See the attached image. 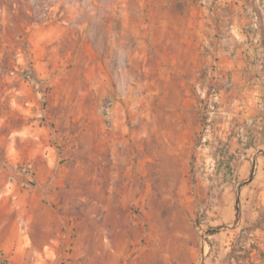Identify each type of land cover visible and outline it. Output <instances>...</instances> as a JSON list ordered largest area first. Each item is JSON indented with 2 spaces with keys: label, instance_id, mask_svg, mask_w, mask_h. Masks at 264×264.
<instances>
[{
  "label": "rangeland",
  "instance_id": "374dc122",
  "mask_svg": "<svg viewBox=\"0 0 264 264\" xmlns=\"http://www.w3.org/2000/svg\"><path fill=\"white\" fill-rule=\"evenodd\" d=\"M145 5L0 0V264L215 262L245 123L213 68L168 80Z\"/></svg>",
  "mask_w": 264,
  "mask_h": 264
},
{
  "label": "crops",
  "instance_id": "0c3cea01",
  "mask_svg": "<svg viewBox=\"0 0 264 264\" xmlns=\"http://www.w3.org/2000/svg\"><path fill=\"white\" fill-rule=\"evenodd\" d=\"M143 3L148 18L157 22L150 29L153 37L162 40L161 31L167 33L168 80H206L197 75L213 68L221 102L239 110L245 123L237 127L240 134L231 142L228 158L230 190L236 187L232 203L223 209L212 245L203 249L205 255L215 252L209 256H215V262L206 258L204 264H264V0ZM142 11L136 12V19ZM252 12L259 15L256 31L247 30ZM3 187L0 170V192Z\"/></svg>",
  "mask_w": 264,
  "mask_h": 264
}]
</instances>
